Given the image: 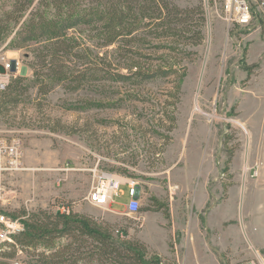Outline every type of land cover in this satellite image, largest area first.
<instances>
[{
    "label": "rangeland",
    "instance_id": "374dc122",
    "mask_svg": "<svg viewBox=\"0 0 264 264\" xmlns=\"http://www.w3.org/2000/svg\"><path fill=\"white\" fill-rule=\"evenodd\" d=\"M174 1L183 8L203 6L201 45H194L196 38L189 43L197 31L195 13L192 31L174 40L142 37L135 45V63L167 75L89 80L77 90L57 85L42 96L31 83L32 64L49 41L16 48L29 12L18 25L7 23L15 0H0V31L7 35L0 43V71L9 63L13 76L30 82L17 105L0 90V139L24 143L23 169L1 177L0 214L25 220L68 205L109 229L118 244L140 242L148 258L264 264V0H247L253 14L245 27L229 20L230 0ZM72 35L93 49L88 56L113 59V47L96 48V31L81 27ZM73 60L76 69L90 67V59ZM117 60L116 68L127 74L131 63ZM96 168L137 183V214L127 212L126 185L112 211L88 203ZM5 233L0 225V264H36L37 254L50 252L13 248L2 241ZM67 242L58 241L53 252ZM94 246L82 244L77 264H100L90 258Z\"/></svg>",
    "mask_w": 264,
    "mask_h": 264
},
{
    "label": "trees",
    "instance_id": "16d2710c",
    "mask_svg": "<svg viewBox=\"0 0 264 264\" xmlns=\"http://www.w3.org/2000/svg\"><path fill=\"white\" fill-rule=\"evenodd\" d=\"M27 12L29 18L18 30L13 45L23 48L29 43L49 41V47L38 54L37 61L32 64L31 83L42 96L48 95L57 85H73L72 90H77L89 80L148 81L167 75L161 69L145 68L135 63V45L141 39L145 40L142 37L174 40L188 33L189 29L192 31L189 25L192 13L199 15V19L197 31H193L195 34L189 43L193 44L191 41L196 38L194 45H201L204 39L205 12L200 3L183 8L174 0H15L13 11L5 21L18 25ZM81 27L97 32L99 44L96 48L113 47V59H109L108 55L88 56L93 49L82 47L72 35ZM6 38L7 35L2 36L0 31V43ZM73 59L92 61L89 60L90 67L81 71L75 68L77 65L72 66ZM117 59H126L131 63L127 74L116 68ZM29 90L30 82L16 77L4 90V97L9 103L17 105L20 96ZM8 217L19 219L24 225V231L13 237V248L49 249V253L36 255V264H64L67 258H74L73 262L77 264L82 244L88 241L96 245L89 252L91 260L97 259L100 264H170L158 255L148 258L147 248L140 242L118 244L109 229L98 226L93 218L73 211L69 215L41 211L28 215L25 220L18 215L9 214ZM64 239L68 242L53 252L56 243Z\"/></svg>",
    "mask_w": 264,
    "mask_h": 264
},
{
    "label": "built area",
    "instance_id": "2783aa9c",
    "mask_svg": "<svg viewBox=\"0 0 264 264\" xmlns=\"http://www.w3.org/2000/svg\"><path fill=\"white\" fill-rule=\"evenodd\" d=\"M226 10L230 13V21L238 26H248L252 20V9L247 0H230L226 4ZM0 71V90L4 91L11 83L13 76L9 63L2 64ZM24 143L20 137L11 140L0 139V181L5 173L18 172L23 169ZM93 184L86 198L91 205L111 210L114 199L120 194V187L126 185L129 190L130 202L127 206L128 214H137L140 208L136 197L137 183L132 180L122 182L115 174L96 168L93 172ZM253 177L258 176L257 169H251ZM112 211V210H111ZM57 212L69 215V206L61 205ZM0 225L6 228L2 241L13 243V237L24 231L23 223L17 219L13 220L7 215L0 214ZM254 264V263H247Z\"/></svg>",
    "mask_w": 264,
    "mask_h": 264
},
{
    "label": "crops",
    "instance_id": "0c3cea01",
    "mask_svg": "<svg viewBox=\"0 0 264 264\" xmlns=\"http://www.w3.org/2000/svg\"><path fill=\"white\" fill-rule=\"evenodd\" d=\"M262 70H263V75H262V81H263V84H264V67L262 66ZM263 96H264V89H263Z\"/></svg>",
    "mask_w": 264,
    "mask_h": 264
},
{
    "label": "bare ground",
    "instance_id": "6f19581e",
    "mask_svg": "<svg viewBox=\"0 0 264 264\" xmlns=\"http://www.w3.org/2000/svg\"><path fill=\"white\" fill-rule=\"evenodd\" d=\"M244 128V127H243Z\"/></svg>",
    "mask_w": 264,
    "mask_h": 264
}]
</instances>
